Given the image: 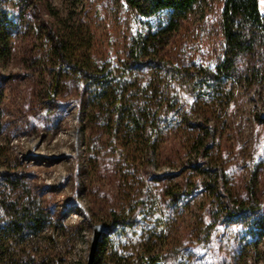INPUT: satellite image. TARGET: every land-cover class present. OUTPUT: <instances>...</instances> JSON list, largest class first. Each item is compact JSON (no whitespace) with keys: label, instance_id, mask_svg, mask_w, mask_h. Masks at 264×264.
<instances>
[{"label":"rangeland","instance_id":"374dc122","mask_svg":"<svg viewBox=\"0 0 264 264\" xmlns=\"http://www.w3.org/2000/svg\"><path fill=\"white\" fill-rule=\"evenodd\" d=\"M224 1L199 2L161 56L185 67L216 65L226 46ZM144 29L125 0H0V264H87L95 238L92 264L104 263L113 213L142 198L149 216L166 224L165 248H180L189 263L264 264V41L239 59L229 103L189 98L192 107L182 106L123 178L112 136L86 119L90 82L60 61L52 35L93 67L120 65ZM144 76L160 75L148 68ZM200 121L207 127L191 126ZM27 199L42 217L15 227L12 207ZM228 200L258 208L227 220ZM216 213L212 242L201 245ZM99 224L107 231L98 234Z\"/></svg>","mask_w":264,"mask_h":264},{"label":"trees","instance_id":"16d2710c","mask_svg":"<svg viewBox=\"0 0 264 264\" xmlns=\"http://www.w3.org/2000/svg\"><path fill=\"white\" fill-rule=\"evenodd\" d=\"M125 1L147 29L138 31L132 38L126 49V59L120 65L108 62L83 66L86 61L83 54L74 55L68 41L57 35H52L51 47L60 61L88 78L91 88L86 119L88 123L100 122L101 128L108 132L106 134L112 136L114 146L120 149L116 168L123 178L127 174L124 169L129 171L135 165L136 156L139 160L147 150L156 148L161 133L173 124L172 117L182 106L192 107L189 98H193L192 103L205 102L206 98L229 103L233 99V78L239 59L256 50L257 40L264 41L262 1L226 0L221 15L226 41L222 58L212 67H185L165 59L161 51L202 0ZM148 68L158 72L159 78H146L144 71ZM200 122L191 126L207 127L205 121ZM168 194L174 201L181 195L176 191ZM29 201L24 200L19 205L13 201L11 216L16 222L15 227L29 228L39 224L42 215ZM146 201V198L132 201L128 210L113 213V231L110 236L106 233L102 244L105 261L96 264H193L184 260L180 248H165L166 224L160 215L149 216L150 212L145 210ZM223 207L224 219L239 220L250 216L258 205L253 202L240 207L228 200ZM220 217L216 213L213 221L203 228L201 245L212 242V232ZM95 230L101 234L107 228L99 224ZM156 244L160 247L156 248Z\"/></svg>","mask_w":264,"mask_h":264},{"label":"water","instance_id":"95a60500","mask_svg":"<svg viewBox=\"0 0 264 264\" xmlns=\"http://www.w3.org/2000/svg\"><path fill=\"white\" fill-rule=\"evenodd\" d=\"M96 246H97V238H95L94 241L91 244V247H90V250H89L90 251V253H89V260H88V263L87 264H92V262L94 260V256H95Z\"/></svg>","mask_w":264,"mask_h":264}]
</instances>
